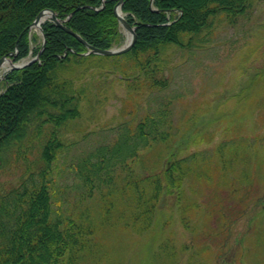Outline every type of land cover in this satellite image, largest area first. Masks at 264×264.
<instances>
[{
    "label": "rangeland",
    "instance_id": "rangeland-1",
    "mask_svg": "<svg viewBox=\"0 0 264 264\" xmlns=\"http://www.w3.org/2000/svg\"><path fill=\"white\" fill-rule=\"evenodd\" d=\"M30 31L33 50L41 36ZM120 33L113 48L124 46L126 34L121 28ZM166 55L163 90L150 91L142 77L137 84L123 83L114 68L108 72L113 63L89 62L75 70L85 98L80 116L60 131L63 145L49 188L54 210L93 230L74 264H264V0H255L232 25L216 20L197 46L171 47ZM4 73L1 67L0 78ZM4 89L1 78L0 93ZM161 105L169 115L170 138L138 151L127 160L128 170L144 177L182 158L193 173L180 197L161 195L150 227L137 234L114 221L116 213L103 218L99 192L107 188L100 185L88 198L77 165L97 149L112 147L127 126L133 129ZM37 141L24 142L22 155L1 171V190L25 172H36Z\"/></svg>",
    "mask_w": 264,
    "mask_h": 264
},
{
    "label": "trees",
    "instance_id": "trees-1",
    "mask_svg": "<svg viewBox=\"0 0 264 264\" xmlns=\"http://www.w3.org/2000/svg\"><path fill=\"white\" fill-rule=\"evenodd\" d=\"M254 1L123 0L121 13L136 28V41L129 52L114 57L83 56L86 48L75 36L49 20L42 24L45 44L38 60L7 72L0 93V175L12 159L22 155L24 142H39L36 172L25 174V168L24 175L10 182L8 189L0 188V264H74L88 247L91 226L76 224L54 210L49 189L50 172L63 145L60 131L80 116L85 98L83 88L76 85L75 70L89 62L98 66L113 63L108 72L114 68L129 86L142 77L150 91L166 89L163 68L167 51L197 46L211 33L216 20L232 25L249 13ZM116 4L117 0H0V59L15 52L16 46L18 53L11 57L14 62L28 56L30 43L36 42V37H29L30 26L43 10L66 20L64 26L93 48L109 49L121 38ZM40 48L41 42L32 54ZM164 105L155 114L148 111L133 129L127 126L112 147L97 149L77 165L88 198L100 185L107 188L99 192L103 218L116 213L114 221H123L137 234L150 227L161 195L174 192L180 197L184 180L193 173L182 158L169 162L162 172L144 177L128 170L127 160L137 157L138 151L170 138L165 125L172 127ZM31 129L37 131L35 136ZM107 196L109 199L104 198Z\"/></svg>",
    "mask_w": 264,
    "mask_h": 264
},
{
    "label": "water",
    "instance_id": "water-1",
    "mask_svg": "<svg viewBox=\"0 0 264 264\" xmlns=\"http://www.w3.org/2000/svg\"><path fill=\"white\" fill-rule=\"evenodd\" d=\"M152 1V0H151ZM123 0H118L116 6H115V16L117 17L122 29L127 32L128 34H130V38L129 41L127 43L124 44V46L120 47V48H113V49H108V50H100V49H95L93 47H91L90 45H88L85 41H83L78 35L70 32L69 30H67L65 27H63L62 23L55 17L54 13L51 11H47L44 10L42 12H40L38 14V16L35 18L34 22L32 23L31 27L36 28L37 30H39V32L42 34V28H41V23L39 19H41V17L44 14H49L50 16V20L53 22V24H55L57 27H60L62 29H64L66 32L72 34L73 36H75L79 41H81L85 47L87 48V52L85 53V55L88 54H97V55H101V56H118V55H122L127 53L128 51L131 50V48L133 47L135 41H136V34H135V28H132L127 21H125V19L123 18V16L120 15V8L122 5ZM42 38H44V36L42 35ZM43 47H44V42H43ZM42 47V48H43ZM16 51H17V47H16ZM42 49L38 52V54L36 55V57L34 59H32L31 61L27 62V63H22L20 65H15L12 62H10V68L12 70L15 69H19L22 68L26 65H28L31 62H34L40 55ZM15 55V54H14ZM6 61H8V59L6 57H3L0 60V67L2 66L3 63H5Z\"/></svg>",
    "mask_w": 264,
    "mask_h": 264
},
{
    "label": "bare ground",
    "instance_id": "bare-ground-1",
    "mask_svg": "<svg viewBox=\"0 0 264 264\" xmlns=\"http://www.w3.org/2000/svg\"><path fill=\"white\" fill-rule=\"evenodd\" d=\"M49 17V14H44L42 17H41V19H39L40 20V22H42L44 19H46V18H48ZM126 34V33H125ZM126 41L128 42L129 41V38H130V34H126ZM9 64L6 62V63H3V67L5 68V69H8L9 68Z\"/></svg>",
    "mask_w": 264,
    "mask_h": 264
}]
</instances>
